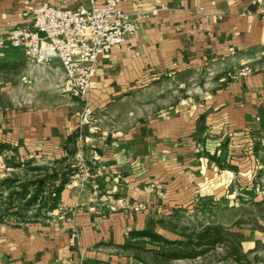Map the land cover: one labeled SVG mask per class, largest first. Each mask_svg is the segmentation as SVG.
<instances>
[{
	"label": "crops",
	"instance_id": "0c3cea01",
	"mask_svg": "<svg viewBox=\"0 0 264 264\" xmlns=\"http://www.w3.org/2000/svg\"><path fill=\"white\" fill-rule=\"evenodd\" d=\"M44 1L90 7L89 0H0V33L31 26L19 14ZM121 7L137 28L98 58L87 96L97 130L79 123L83 103L68 95L57 105L26 97L21 109L0 106V174L76 151L100 158L90 160L89 178L81 169L61 191L58 214L0 217V264H154L132 252L131 232L167 237L158 220L189 200L216 207L264 200L253 191L260 185L249 178L255 159L247 152L264 131V0H123ZM19 57L7 46L2 60ZM43 69L63 76L58 60ZM192 76L201 83L186 95H160ZM239 231L244 254L264 243V220ZM197 258L188 264H248L232 254Z\"/></svg>",
	"mask_w": 264,
	"mask_h": 264
},
{
	"label": "rangeland",
	"instance_id": "374dc122",
	"mask_svg": "<svg viewBox=\"0 0 264 264\" xmlns=\"http://www.w3.org/2000/svg\"><path fill=\"white\" fill-rule=\"evenodd\" d=\"M212 78L210 74L207 79ZM62 83V75L48 74L43 67H33L21 57L13 61L0 60V106H19L21 109V104H26L23 101L26 97L36 98L43 103L52 101V104H61L67 95L62 91ZM200 83L199 78L195 76L183 78L181 82L175 80L166 85L160 95L169 97L166 92L169 91L172 99L181 97L186 95L189 87ZM85 120V126L89 124L91 130H97L94 125V111ZM255 139L256 142L251 138V146L247 148V152L252 149L249 154L255 159L249 178L253 186L260 185L258 189L253 190L256 196L258 194L264 198V131ZM76 152L78 154L74 153L56 162L33 158L23 163L7 165L5 171L0 174V217L30 220L50 217L61 212V192L57 194L56 190L63 181V189L72 184L76 175H80L81 169V175L89 178V166L92 165L90 160H100L99 157L93 158L94 152L91 153L90 159L84 157V153ZM262 198L259 200H263ZM169 216L168 219L157 222L166 230L167 237L156 233L160 236L158 239L131 238L130 249L139 259L154 264H175L176 261L188 264L197 260V257L201 260H217L234 252L241 261L248 264H264V243H257V252L254 254H244L240 249L239 231L260 227L264 220V200L234 202L218 207L204 200H189L174 209Z\"/></svg>",
	"mask_w": 264,
	"mask_h": 264
},
{
	"label": "built area",
	"instance_id": "2783aa9c",
	"mask_svg": "<svg viewBox=\"0 0 264 264\" xmlns=\"http://www.w3.org/2000/svg\"><path fill=\"white\" fill-rule=\"evenodd\" d=\"M89 2L90 7L78 10L56 7L45 1L37 3L30 12L19 14L30 17L31 26L12 28L7 35L0 33L1 60L10 46L33 67L50 66L55 60L60 62L62 91L83 103L77 112L81 125L93 111L87 104V96L99 56L125 42L137 28L131 14L121 7L123 0ZM38 32L45 36L39 37ZM98 157L93 154L94 159Z\"/></svg>",
	"mask_w": 264,
	"mask_h": 264
},
{
	"label": "trees",
	"instance_id": "16d2710c",
	"mask_svg": "<svg viewBox=\"0 0 264 264\" xmlns=\"http://www.w3.org/2000/svg\"><path fill=\"white\" fill-rule=\"evenodd\" d=\"M64 183L65 182L63 181V183L60 185V187L56 190L57 194H59V192L62 191ZM132 237H146V238L158 239L160 236L156 233L149 231V230H140V231L131 232V238ZM231 254L234 255V257H236L238 260H241L240 257L238 255H236V253L233 252Z\"/></svg>",
	"mask_w": 264,
	"mask_h": 264
},
{
	"label": "water",
	"instance_id": "95a60500",
	"mask_svg": "<svg viewBox=\"0 0 264 264\" xmlns=\"http://www.w3.org/2000/svg\"><path fill=\"white\" fill-rule=\"evenodd\" d=\"M38 36H39V37H44L45 35H44L43 32H38Z\"/></svg>",
	"mask_w": 264,
	"mask_h": 264
}]
</instances>
